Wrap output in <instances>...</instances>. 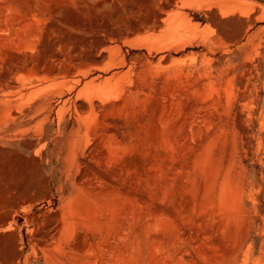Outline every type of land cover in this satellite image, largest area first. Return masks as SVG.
<instances>
[{
	"label": "rangeland",
	"instance_id": "1",
	"mask_svg": "<svg viewBox=\"0 0 264 264\" xmlns=\"http://www.w3.org/2000/svg\"><path fill=\"white\" fill-rule=\"evenodd\" d=\"M222 1L0 0V264H264V2Z\"/></svg>",
	"mask_w": 264,
	"mask_h": 264
},
{
	"label": "bare ground",
	"instance_id": "2",
	"mask_svg": "<svg viewBox=\"0 0 264 264\" xmlns=\"http://www.w3.org/2000/svg\"><path fill=\"white\" fill-rule=\"evenodd\" d=\"M255 5H257V4H261L262 2H264V0H251ZM251 3V2H250ZM250 3H248L247 1H241V0H225V1H222L221 2V5H220V7H221V10H222V12L223 13H235V12H240V14H244V15H249V10L250 9H248V5H250ZM252 3V4H253ZM187 3L186 2H177L174 6H173V12L172 13H167L166 15L164 14V13H162L161 15H160V17L162 18V20H163V23H165V26H166V29H165V31H164V33H163V38L164 39H173L174 41H181V40H183V38L184 37H186V35H184V34H181V33H177V28H178V26L180 25V24H182V23H184L185 21H187V14L183 11V7L186 5ZM252 8V7H251ZM31 9V8H30ZM260 9V8H259ZM261 9H262V7H261ZM256 10V9H255ZM254 12V11H253ZM40 14V13H39ZM34 16H36V15H34ZM39 17V16H38ZM39 18H41V17H39ZM257 18V17H256ZM260 18V17H259ZM259 20V19H258ZM257 21V20H256ZM260 21V20H259ZM251 26V25H250ZM248 30V29H247ZM176 35L178 36V38L176 37ZM221 41V40H220ZM211 43L212 44H215V43H217L216 42V40H214V39H212V41H211ZM207 55H208V53L206 52V53H204V55H203V57L204 58H207ZM226 62H230L231 61V58H228V59H226L225 60ZM218 63H221V61H220V59H218ZM214 72H215V74H214ZM205 73L206 74H210L212 77H214L216 80H219L220 78H222L223 76H224V73H223V71L222 70H218V69H211V70H205ZM235 74V73H234ZM234 77V76H233ZM233 80V79H232ZM231 81V80H230ZM221 83V82H220ZM231 83H233V82H231ZM216 84V81H210L209 83H208V86L209 87H213L214 85ZM39 85V83H37V86ZM221 84H219V86H220ZM232 86V84L230 85L229 84V87H228V89L226 88V90L228 91V92H231V89L234 87H231ZM213 88H215V87H213ZM220 88H221V86H220ZM210 89V88H209ZM215 89H217V88H215ZM211 90H212V88H211ZM214 90V89H213ZM212 90V91H213ZM215 91H217V92H219L218 90H214V92ZM103 93H106L105 91H103ZM255 210V209H254ZM9 222H10V217H9V214L7 215V214H2V215H0V228H4L7 224H9ZM107 225V224H106ZM113 226V225H112ZM240 227V226H239ZM240 230V229H239ZM117 234V233H116ZM119 234V233H118ZM120 235V234H119ZM112 236V235H111ZM119 239V238H118ZM93 240V239H92ZM88 242V241H87ZM246 242V241H245ZM247 243H249V242H247ZM92 244V243H91ZM242 244V243H241ZM244 244V243H243ZM250 244L251 243H249L248 245V249H246V247L244 248V249H246V250H244V251H242V252H244V254H243V257H241V259L243 258L244 260L245 259H247L248 260V258L246 257V256H248L247 254H248V252H249V250H250ZM239 245V244H238ZM103 246V245H102ZM101 246V247H102ZM245 246H247L246 245V243H245ZM231 247V246H230ZM239 247H241V246H239ZM231 248H234V247H231ZM264 248V247H263ZM100 249H102V248H100ZM104 250V249H103ZM227 250V249H226ZM226 250H224V251H226ZM228 250H230L229 248H228ZM234 250V249H233ZM248 250V251H247ZM239 251V250H238ZM261 251V250H260ZM236 252V251H235ZM224 253V252H223ZM223 253H222V255H223ZM227 253V252H226ZM225 253V254H226ZM263 254V253H262ZM235 255V254H234ZM234 255H233V251H230V252H228L226 255H224V257H223V260H222V258L221 257H219V258H221V259H219V258H215V257H211V259L210 260H208V261H206V259H205V261L206 262H204L203 264H229L232 260H234L233 259V257H234ZM241 255V254H240ZM221 256V255H220ZM264 256V255H263ZM216 257H218V256H216ZM209 258V257H208ZM242 259V260H243ZM257 259V258H256ZM123 260L124 259H121L120 261H119V264L120 263H123ZM219 260H221V261H219ZM237 260H239L238 258H237ZM241 260V261H242ZM243 260V261H244ZM258 260H260L259 258H258ZM90 261V260H89ZM88 260L87 261H84V260H81V259H74V262L72 263V264H90V262H89ZM241 261H240V264H241ZM254 261H255V258H254ZM245 262H247L246 260H245ZM197 263V262H196ZM16 264H21L19 261L16 263ZM23 264H29L27 261H25ZM48 264H49V262H48ZM50 264H65V263H62L61 261H60V259H53V258H51V260H50ZM198 264V263H197ZM234 264V263H233Z\"/></svg>",
	"mask_w": 264,
	"mask_h": 264
}]
</instances>
